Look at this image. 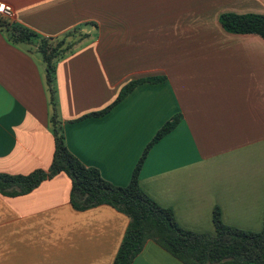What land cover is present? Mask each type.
<instances>
[{
  "label": "crops",
  "instance_id": "obj_1",
  "mask_svg": "<svg viewBox=\"0 0 264 264\" xmlns=\"http://www.w3.org/2000/svg\"><path fill=\"white\" fill-rule=\"evenodd\" d=\"M11 20L43 36L86 34L55 68V108L71 154L116 186L128 184L147 143L142 190L184 229L222 222L259 231L264 215V40L223 29L224 13L264 14V0H0ZM135 86L100 116L126 83ZM44 63L0 29V172L48 168L53 114ZM64 174L0 194V264H112L128 217L102 204L75 209ZM131 264H183L148 241ZM254 264V263H248Z\"/></svg>",
  "mask_w": 264,
  "mask_h": 264
},
{
  "label": "trees",
  "instance_id": "obj_2",
  "mask_svg": "<svg viewBox=\"0 0 264 264\" xmlns=\"http://www.w3.org/2000/svg\"><path fill=\"white\" fill-rule=\"evenodd\" d=\"M223 29L234 34H254L264 40V14L224 13L219 16ZM0 29L9 41L31 45L44 63L45 82L49 89L53 114L50 117L54 149L48 168L27 174L0 172V194L17 196L36 188L41 182L64 174L70 181L69 199L77 210L106 204L128 217V224L112 264H131L148 241H152L183 264H264V215L259 231H247L225 225L218 207L212 211L213 234L182 228L171 209L151 199L139 185V172L151 147L179 123L180 114L167 120L143 149L125 186L105 180L96 168L81 163L65 144L61 120L55 108V68L59 60L72 53L86 37L75 27L60 36H43L34 30L0 15ZM165 80V76L141 77L122 86L115 99L104 109L86 114L100 116L119 103L142 83Z\"/></svg>",
  "mask_w": 264,
  "mask_h": 264
},
{
  "label": "built area",
  "instance_id": "obj_3",
  "mask_svg": "<svg viewBox=\"0 0 264 264\" xmlns=\"http://www.w3.org/2000/svg\"><path fill=\"white\" fill-rule=\"evenodd\" d=\"M0 15L11 19L13 17V10L10 5L0 2Z\"/></svg>",
  "mask_w": 264,
  "mask_h": 264
}]
</instances>
